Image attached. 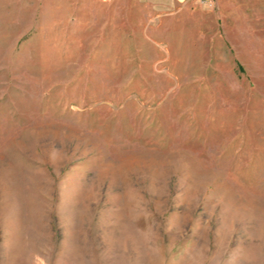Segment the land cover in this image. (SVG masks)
<instances>
[{
  "label": "rangeland",
  "instance_id": "rangeland-1",
  "mask_svg": "<svg viewBox=\"0 0 264 264\" xmlns=\"http://www.w3.org/2000/svg\"><path fill=\"white\" fill-rule=\"evenodd\" d=\"M0 264H264V0H0Z\"/></svg>",
  "mask_w": 264,
  "mask_h": 264
},
{
  "label": "crops",
  "instance_id": "crops-1",
  "mask_svg": "<svg viewBox=\"0 0 264 264\" xmlns=\"http://www.w3.org/2000/svg\"><path fill=\"white\" fill-rule=\"evenodd\" d=\"M146 0H138V2H145Z\"/></svg>",
  "mask_w": 264,
  "mask_h": 264
}]
</instances>
